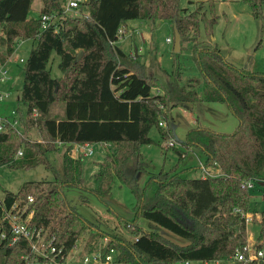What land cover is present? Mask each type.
I'll use <instances>...</instances> for the list:
<instances>
[{"label":"trees","instance_id":"trees-1","mask_svg":"<svg viewBox=\"0 0 264 264\" xmlns=\"http://www.w3.org/2000/svg\"><path fill=\"white\" fill-rule=\"evenodd\" d=\"M65 1L41 0L38 18H57L42 29L38 18L28 17L35 0H0V45L5 49L0 65L12 56L17 40L31 42L18 101L26 107L24 134L35 129L41 138V142H30L6 126L0 133V167L29 170L43 166L52 175L51 180L24 182L15 193L0 185L1 204L9 209L16 203L22 219L33 209L31 225L55 236V246L61 249L56 264H64L84 230L92 229V223L67 203L66 192L84 190L85 182L83 157L75 155L72 147L108 145L92 176V195L109 206L115 183L125 186L134 199L132 220H143L147 227L135 225L130 231L133 241L107 234V244L100 250L102 260L113 250L116 264L232 262L235 250L247 241L242 214L250 212V190L245 185L264 186V73L251 70L249 56L243 68H236L213 43L218 18L214 0H198L191 12L181 7V0H88L86 15L72 18L64 13ZM242 2L255 19H262L264 0ZM132 20L172 23L181 42L191 44V61L201 80L182 83L176 65L168 88L146 76L138 56L133 58L116 45L124 36L119 31ZM201 25L204 40H199ZM79 52L82 55L77 59ZM53 54L59 60L58 78L48 68ZM174 57L175 62L178 54ZM198 102L225 105L238 121L235 131L188 130L183 148L172 147L176 163L168 171L149 174L139 190L137 174L147 173L148 166L140 148L154 143L149 136L152 128L161 140H169L170 128L159 125L168 121L166 113ZM58 104L62 115L52 116ZM58 150L62 151L60 171L50 157ZM188 152L199 153L205 168L218 169L221 174L181 176L180 166ZM28 197L33 199L31 204ZM253 224H258L256 240L263 244L264 211ZM162 230L185 244L163 236ZM29 255L28 241L12 242L10 224L0 209V264H29Z\"/></svg>","mask_w":264,"mask_h":264},{"label":"rangeland","instance_id":"rangeland-1","mask_svg":"<svg viewBox=\"0 0 264 264\" xmlns=\"http://www.w3.org/2000/svg\"><path fill=\"white\" fill-rule=\"evenodd\" d=\"M191 1V3H189ZM215 10L218 16L217 22L213 28V39L218 44L224 53V57L231 62L236 68H243L246 63L247 55L251 57V70L264 73V6L263 17L261 20L255 19L250 8L242 2V0H214ZM66 2V1H65ZM181 7L187 8L188 11H193L198 5V0H181ZM42 5L41 0H35L28 17L32 19L38 18V12ZM204 3V9L206 8ZM206 10V9H205ZM207 12V11H206ZM67 17H74L72 13L66 14ZM136 28V29H135ZM124 29L123 38L119 39L116 45L125 53L130 51L131 57H135V49L141 61L144 63L143 70L146 76L157 78L161 83L168 88L174 81L171 72L173 65L178 66L181 73V82L185 83L187 79L197 78L201 80V76L191 61V44L180 42L178 57L174 62V25L166 21L143 22L132 20L127 22ZM203 28L199 40H204ZM2 35L0 26V36ZM170 39L168 41L166 39ZM31 49L30 41L17 40V45L14 53L9 61L4 66L7 81L0 84V93L9 94L8 98L0 101V117L12 119L17 118L19 124L16 130L24 139L30 142H41L35 129L29 132H23L24 120L26 119V107L18 101L23 81V62L26 61ZM5 52L4 47L0 45V54ZM139 58V57H138ZM20 60L23 62L21 63ZM58 57L51 56L48 68L50 74L54 78L60 77L58 70ZM18 79L15 81V79ZM159 92V91H158ZM13 113L16 115L13 116ZM165 114V112H164ZM52 116L60 117L62 115V105L58 104L52 108ZM168 121H162L163 129L170 128L171 139L177 149H182L181 143L185 139V134L188 130L195 127H204L216 133L231 134L238 126V121L230 113L227 107L223 104L198 102L194 105H179L172 112L166 113ZM192 117L196 118L197 122L192 121ZM150 138L154 141L153 144L143 145L140 152L144 161L147 163V173L139 172L137 174V186L140 189L145 184L149 174L157 173L160 169L168 171L177 161V156L174 148L168 147L169 140H161L159 133L155 128L149 133ZM93 154L83 158L82 176L85 179L84 190L82 191H67V203L70 209L77 211L81 216L92 223V229H85L81 234L77 246L72 250L66 260L75 255L77 261H81L82 257L89 255L91 252H100V249L107 244L104 238L107 234L118 236L124 240L133 241L135 237L130 231L135 225L146 229L147 223L143 220L133 221V213L131 211L132 198L129 190L125 186L115 183L112 188L109 206L100 203L92 195V189L95 187L92 176L97 172V165L103 160L105 151L101 150L99 144L92 145ZM61 154L58 150L50 154L55 168L61 170ZM202 161V156L199 153L188 152L185 159L181 163V176L186 178L216 177L220 175V170L205 168L207 175L198 168ZM203 165V164H202ZM204 166V165H203ZM206 172V171H205ZM51 180L52 175L46 172L43 166H38L29 170L19 169L13 170L7 167H0V185L11 192H17L24 182ZM250 192V214L258 217L264 211V186L255 185ZM112 211L115 213L113 214ZM119 218L128 221L127 224L121 222ZM257 219V220H258ZM162 235L168 239L184 245L185 241L182 238L162 230ZM259 234L258 224H250L247 226V241L257 242ZM104 236V238H103ZM108 236V235H107ZM259 243V242H258ZM96 252V253H97ZM93 253V254H94ZM95 253V254H96ZM91 256V255H90ZM89 256V257H90ZM40 264L32 259V263ZM188 264H203L189 262ZM217 264V263H208ZM223 264V263H219ZM224 264H235L228 262Z\"/></svg>","mask_w":264,"mask_h":264},{"label":"built area","instance_id":"built-area-1","mask_svg":"<svg viewBox=\"0 0 264 264\" xmlns=\"http://www.w3.org/2000/svg\"><path fill=\"white\" fill-rule=\"evenodd\" d=\"M86 2H88V0H66L64 13H72L74 17L85 16ZM38 19L41 22V28L45 29L49 26L51 22H53L57 18L54 15H41ZM123 32L124 30L119 31V33ZM168 41L171 40L167 39V42ZM20 62L23 61L20 60ZM6 81V72L1 67L0 84L5 83ZM8 96L9 94L0 93V101L8 98ZM15 115L16 114L13 113V116ZM18 124L19 121L17 118L15 119L14 117H12V119H7L0 117V133L5 130L6 126H9L14 129L18 134H20V132L16 130V126ZM159 125L163 127L162 122H160ZM167 146L174 147L175 144L170 139L167 143ZM21 154V151H18L17 156H21ZM74 154L88 157L93 154V150L89 147V145H74ZM199 168L201 172L203 171L207 175V170L202 164H199ZM245 186L248 188V190H252L255 184L253 182H248ZM32 202L33 199L31 197H28L27 203L31 204ZM0 209L2 211L3 219L10 224L12 242H15L19 239H24L30 243L29 256H31L32 259L43 260L46 261L47 264H56V258L61 254V249L55 246V236L48 234L46 230L42 231L41 229H37L31 225V219L34 214L33 209H30L23 219L21 218V212L19 213V211L17 210L16 203L11 205L9 209H5L0 201ZM242 216L244 218V223L246 226L253 224L254 219H258V217L250 213L242 214ZM105 241H107L106 238H104V242ZM105 246H103L102 248H104ZM93 253L91 252L89 255H85L84 257H82L80 264H116L114 261L113 250H110L109 254L106 255L103 260L101 259L100 252H97L96 254ZM25 259H28V257H26ZM232 262H234L235 264H264V243L262 244L256 241L246 242V245L241 250H235Z\"/></svg>","mask_w":264,"mask_h":264},{"label":"crops","instance_id":"crops-1","mask_svg":"<svg viewBox=\"0 0 264 264\" xmlns=\"http://www.w3.org/2000/svg\"><path fill=\"white\" fill-rule=\"evenodd\" d=\"M136 29V28H135ZM168 39V38H167ZM166 39V40H167ZM212 40H213V43H215V45H216V47L220 50V52H221V54L223 55V57H224V53H223V51H222V49H220V47L218 46V44L215 42V39H213L212 38ZM127 54H130V51L127 53ZM135 55L136 56H138L139 57V60H140V63L142 64V65H144V63L141 61V58H140V56H139V54H138V50L137 49H135ZM247 57H248V55H247ZM225 58V60L227 61V62H229L227 59H226V57H224ZM10 59V58H9ZM9 59H8V61H9ZM247 59V58H246ZM7 61V62H8ZM6 62V63H7ZM6 63L4 64V65H0V68L2 67V68H4V66L6 65ZM22 63V62H21ZM229 63H231V62H229ZM16 80H18L17 78L15 79V81ZM157 91H154L153 93H156ZM158 93H161V92H158ZM173 110V109H172ZM172 110L170 111V113L172 112ZM192 121H194V122H197V120H196V118H194V117H192ZM99 146H100V148H101V150H102V148H103V150L105 151V147H108L109 148V146L108 145H101V144H99ZM89 147L92 149V145H89ZM72 151H73V153H74V146L72 147ZM199 164H201V162L199 163ZM199 168V167H198ZM200 169V168H199ZM215 170H218V169H215ZM118 184V183H117ZM132 205H133V203H132ZM68 257V256H67ZM66 260H67V258H66ZM66 260H65V262H66ZM69 262L67 263V264H80L81 263V261H77V258L75 257V255L74 256H72L69 260H68ZM64 264H66V263H64Z\"/></svg>","mask_w":264,"mask_h":264},{"label":"water","instance_id":"water-1","mask_svg":"<svg viewBox=\"0 0 264 264\" xmlns=\"http://www.w3.org/2000/svg\"><path fill=\"white\" fill-rule=\"evenodd\" d=\"M174 33H175V37H174V45H173V51L174 53H178L179 52V48H180V42H181V38L177 32V30L174 27ZM82 55L81 52H79V54L77 55V59L80 58V56Z\"/></svg>","mask_w":264,"mask_h":264}]
</instances>
